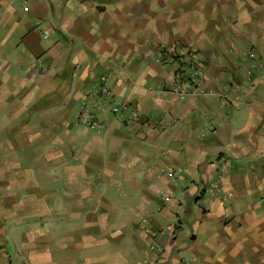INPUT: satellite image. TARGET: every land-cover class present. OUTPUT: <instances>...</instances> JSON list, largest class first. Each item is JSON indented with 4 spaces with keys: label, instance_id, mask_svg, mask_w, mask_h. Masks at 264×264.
<instances>
[{
    "label": "crops",
    "instance_id": "1",
    "mask_svg": "<svg viewBox=\"0 0 264 264\" xmlns=\"http://www.w3.org/2000/svg\"><path fill=\"white\" fill-rule=\"evenodd\" d=\"M101 76L137 120L74 123ZM0 108V264H264V0H0Z\"/></svg>",
    "mask_w": 264,
    "mask_h": 264
},
{
    "label": "built area",
    "instance_id": "2",
    "mask_svg": "<svg viewBox=\"0 0 264 264\" xmlns=\"http://www.w3.org/2000/svg\"><path fill=\"white\" fill-rule=\"evenodd\" d=\"M5 2L18 1L21 6H25L27 0H1ZM43 33L46 34L47 31L43 30ZM241 58L248 56L249 58H253V54L251 50H246L241 52ZM160 60L167 59L172 57V53L169 51L163 52V54L159 55ZM250 72L247 73L246 78L247 81L251 80L253 77L254 67L250 64ZM257 66H260V63H257ZM104 76H101L99 80L92 84V86L85 91V96L83 100L78 105L74 118L79 123H84L86 125H95L98 123L96 112L107 108L112 112H117L118 110H122L126 114V118L132 121L137 120V112L135 109L131 108L128 102L121 101L113 97V94L105 85ZM202 81V71L201 66L196 60V55L193 51H189L186 57L178 59V63L175 66L172 73V80L167 88H161V92L163 94H171L176 96L187 95L192 92ZM236 89L238 92L239 83L235 81L233 76H230L229 80L226 84L221 87L218 92V101L221 105L225 107H237L239 104L237 97L231 94V89ZM96 97L98 99L97 102H91V98ZM216 172L212 180L206 186V190L212 193L214 190H218L220 187V181L223 176L225 165L222 161L216 164ZM173 169L167 170L169 175L174 174ZM164 199L168 198V195L163 196ZM260 199H263L260 198ZM156 249L153 245H149V250Z\"/></svg>",
    "mask_w": 264,
    "mask_h": 264
},
{
    "label": "rangeland",
    "instance_id": "3",
    "mask_svg": "<svg viewBox=\"0 0 264 264\" xmlns=\"http://www.w3.org/2000/svg\"><path fill=\"white\" fill-rule=\"evenodd\" d=\"M26 54H28V53L26 52L25 55H26ZM106 71H107V70H106ZM106 71H105V73H106ZM78 105H79V104H78ZM77 107H78V106H77ZM77 107H76V109H77ZM76 109H75V110H76ZM0 110H3V109L0 108ZM29 110H35V109H32V107H30ZM72 117H73V121H74V119H75V118H74V114H73ZM74 123H75V121H74ZM8 245H9L8 247L10 248L11 244L9 243Z\"/></svg>",
    "mask_w": 264,
    "mask_h": 264
}]
</instances>
